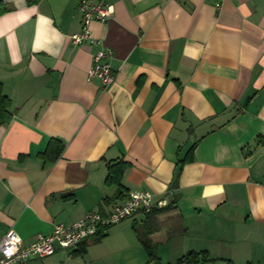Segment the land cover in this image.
<instances>
[{
  "label": "crops",
  "instance_id": "1",
  "mask_svg": "<svg viewBox=\"0 0 264 264\" xmlns=\"http://www.w3.org/2000/svg\"><path fill=\"white\" fill-rule=\"evenodd\" d=\"M79 1L0 0L10 8L0 83L11 101L0 126V241L13 229L28 244L148 191L155 205L177 204L159 231L147 235L139 211L24 264H155L149 241L160 264L188 252L264 264V0H227L218 12L216 0H92L114 8L90 25L96 47L68 39L81 29ZM101 46L114 72L105 89L87 77ZM53 139L63 150L48 162L40 155ZM116 162L126 164L120 188L105 182Z\"/></svg>",
  "mask_w": 264,
  "mask_h": 264
},
{
  "label": "built area",
  "instance_id": "2",
  "mask_svg": "<svg viewBox=\"0 0 264 264\" xmlns=\"http://www.w3.org/2000/svg\"><path fill=\"white\" fill-rule=\"evenodd\" d=\"M227 0H216L214 7L218 12ZM80 15L81 29L71 34L69 41L75 46L89 44L98 46L99 42L91 34L90 25L93 21L105 22L114 8L103 2L80 0L77 5ZM112 55L109 48L101 46L93 54V64L87 70V77L97 80L103 89L114 81V72L106 59ZM164 202L156 205L153 195L148 191H133L125 202L114 206L107 213L88 212L82 219L72 225L56 224L46 235H37L30 243L24 244L13 229H9L0 241V264H24L32 260H42L55 254L57 250L76 249L89 239L102 235L107 228L132 218L137 212H149L161 207Z\"/></svg>",
  "mask_w": 264,
  "mask_h": 264
},
{
  "label": "trees",
  "instance_id": "3",
  "mask_svg": "<svg viewBox=\"0 0 264 264\" xmlns=\"http://www.w3.org/2000/svg\"><path fill=\"white\" fill-rule=\"evenodd\" d=\"M27 6H33L38 4L41 0H25ZM10 8L7 7L5 4L0 2V16L9 12ZM11 101L9 98L4 94L3 91V85L0 83V126H3L10 122L11 120ZM195 144L190 148L187 155L189 158H186L185 160H182L178 164V168L176 170L173 185L176 183L177 178L181 172L182 166L184 163L191 161L190 156L194 150ZM63 150V144L59 142L58 140H50L47 148L44 153L40 155L41 158H43L45 161L48 162H54L60 155L61 151ZM126 167V164L123 162H116L114 164H109L107 166V177H106V184L107 185H116L117 187H121V177L123 174V171ZM177 204L176 201H170L166 206H162L158 209H152L149 212H146V218L143 221L145 223V230L146 234H151L156 231H159L161 228L160 221L166 220L167 218H170L173 213L177 212ZM184 234L185 231L182 229L181 226H179V231L177 234ZM176 234V235H177ZM99 236V235H97ZM143 247L145 251L147 252V255L149 257L150 262H155V264H160L157 257H155L153 247L151 245V242H144ZM209 262L211 264H214L213 260L207 259V254L205 252H188L185 254L181 259H179L175 264H203ZM225 264H233L229 260H224ZM246 264H252V263H246Z\"/></svg>",
  "mask_w": 264,
  "mask_h": 264
}]
</instances>
